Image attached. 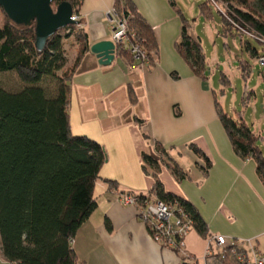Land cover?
<instances>
[{
    "label": "crops",
    "instance_id": "crops-1",
    "mask_svg": "<svg viewBox=\"0 0 264 264\" xmlns=\"http://www.w3.org/2000/svg\"><path fill=\"white\" fill-rule=\"evenodd\" d=\"M133 1L157 37L159 58L152 66L119 51L111 64H101L90 47L112 40L107 14L115 0H83L80 8L90 50L70 81L72 128L76 135L94 138L106 148L108 162L101 176L117 180L120 185L108 188L102 179L97 181L98 206L74 237L77 264H193L194 259L202 262L208 244L197 231L190 232L186 250L179 253L153 240L135 206L118 201L124 192L139 194L150 190L153 183L149 176L145 178L141 156L156 150L159 142L172 155L178 153L181 158L189 156L193 160L196 155L190 144H198L212 160L207 174L193 164L184 166L191 170L189 177L183 181L174 178L171 188L162 180L165 190L189 200L208 222L213 236L255 241L263 252L264 185L257 175V166L252 159L235 153L218 119L213 93L202 89L204 80L195 75L175 45L183 28L180 12L191 19L189 13L194 6L198 5L199 11L205 0H190L195 2L192 7L187 0ZM199 13L192 17L197 18L195 23L203 18ZM195 23L190 32L202 44L201 37L193 31ZM213 26L212 30L219 33V26L214 22ZM207 27L206 24L203 30ZM77 45L73 37L65 45L73 61ZM207 66L211 67L208 60ZM242 246L248 247L247 242ZM0 264L14 263L0 252Z\"/></svg>",
    "mask_w": 264,
    "mask_h": 264
},
{
    "label": "trees",
    "instance_id": "trees-1",
    "mask_svg": "<svg viewBox=\"0 0 264 264\" xmlns=\"http://www.w3.org/2000/svg\"><path fill=\"white\" fill-rule=\"evenodd\" d=\"M65 0H53L57 6ZM73 8H81L83 0H68ZM223 12H216L223 21L226 34L251 37L239 27L264 38V0H220ZM118 12L128 18L131 42L140 41L147 52L148 66L158 62L159 46L152 26L140 14L133 0H115ZM175 5V3H173ZM199 15L206 21L214 18L215 7L211 0L199 5ZM0 22V252L14 264H77L78 255L73 249L74 237L97 208L95 189L102 179L108 188L119 187V181L101 176L108 162L106 148L94 138L76 135L70 117L71 83L76 68L90 50L89 38L82 29L74 26L71 33H56L43 52L36 47V29L18 27L5 15ZM180 12V10H178ZM176 48L192 67L194 73L208 81L207 57L203 44L191 34L197 18H185ZM65 33V34H63ZM76 39L77 57L67 66L66 41ZM247 50L257 59L264 57L247 44ZM131 59L137 60L124 48H117ZM139 61V60H137ZM67 66V67H66ZM249 64L241 63L248 72ZM17 75L22 88L10 90L2 80L5 74ZM222 80L230 83L222 73ZM251 94V93H250ZM218 119L228 133L236 154L252 159L264 185V135L252 131L242 119H233L222 110L216 99ZM156 154L143 152L142 169L155 179L147 192H128L140 201L156 197L157 200L178 204L192 222L191 231L204 239L213 237L201 213L194 205L175 192L165 190L159 174L160 161L169 168L175 179L183 181L189 172L179 165L162 144L156 143ZM196 162L208 173L212 160L198 144H190ZM124 192L122 194H128ZM107 226L110 223L107 221ZM233 245L215 252L218 264H247L241 255L248 252L245 241L231 239ZM229 241V242H230ZM257 242L253 245L257 247ZM236 253L232 254V250ZM264 256V251L261 252ZM240 256V257H239Z\"/></svg>",
    "mask_w": 264,
    "mask_h": 264
},
{
    "label": "rangeland",
    "instance_id": "rangeland-1",
    "mask_svg": "<svg viewBox=\"0 0 264 264\" xmlns=\"http://www.w3.org/2000/svg\"><path fill=\"white\" fill-rule=\"evenodd\" d=\"M187 1L191 4V7L194 6L195 2ZM198 12V5L197 7L194 6L193 12L189 13L192 15L189 17H195ZM2 18L3 13L0 12V22ZM213 22L219 26V33L212 30L214 28ZM206 24L208 27L203 30ZM223 30V21L216 10L214 11L213 21L206 23L201 18L194 26L193 31L201 37L202 44L205 47V55L211 66L207 72L210 89L205 91L213 93L214 99L218 100L222 110L228 112L233 119H244L252 131L264 135V67L258 62L257 57H253L252 53L247 50V44H250L252 48H256L262 55H264V45L246 35L240 36L235 31L232 35L226 34ZM66 56L67 66L74 64V58ZM244 62H247L250 67L248 72L243 73L241 63ZM222 73L229 78L230 83L227 84L222 80ZM2 80L10 90H19L23 86L14 73L3 75ZM255 110L257 111L255 112ZM151 153L156 154L154 149L151 150ZM169 154L177 162L179 161L181 167L193 166V164L200 161L197 157L193 160L189 156L181 158V154L178 153L172 155L169 152ZM160 168H162V171L159 174V179H162L167 187L171 188L175 177L162 160L160 161ZM188 169L190 170V167ZM190 171L188 172L190 173ZM148 178L154 183L155 179L152 176ZM145 180L147 183V179Z\"/></svg>",
    "mask_w": 264,
    "mask_h": 264
},
{
    "label": "built area",
    "instance_id": "built-area-1",
    "mask_svg": "<svg viewBox=\"0 0 264 264\" xmlns=\"http://www.w3.org/2000/svg\"><path fill=\"white\" fill-rule=\"evenodd\" d=\"M215 10L225 13L223 10V4L220 0H211ZM108 16H110L112 26V41L116 48L122 47L129 51L137 60L143 65L148 64L147 52L142 47L140 41L131 42L130 29L128 25V18H125L123 14L118 12V9L114 7L109 10ZM82 16H80V8L76 7L73 10L72 20L74 21V28L82 30ZM66 33H71L72 28L66 27ZM240 30L245 31L253 38H258L264 43V38L253 34L247 28L239 27ZM258 62L264 67V57L258 59ZM118 201L124 205H133L137 208L139 217L148 224L150 228V235L153 240L161 245L175 249L177 252L182 253L186 250V239L191 234L192 222L189 220L188 214L182 211L178 204H170L163 200L159 201L156 197H150L140 201L139 198L131 193L122 194ZM223 236H213L207 240V248L203 259L200 262L198 259H194L193 264H214L215 252L233 245V242ZM243 241V240H241ZM245 241V240H244ZM74 243V240L72 241ZM248 244V252L241 255V259H248L247 264H264V256L253 245L251 240H246ZM236 253V249L232 250V254ZM240 257V256H239Z\"/></svg>",
    "mask_w": 264,
    "mask_h": 264
},
{
    "label": "water",
    "instance_id": "water-1",
    "mask_svg": "<svg viewBox=\"0 0 264 264\" xmlns=\"http://www.w3.org/2000/svg\"><path fill=\"white\" fill-rule=\"evenodd\" d=\"M53 0H0V7L5 15L18 27L36 29V47L44 51L49 39L66 27L74 25L73 6L65 0L53 6ZM101 64L109 65L114 60L117 48L112 40L100 41L90 47ZM202 89L209 90L207 81L202 82Z\"/></svg>",
    "mask_w": 264,
    "mask_h": 264
}]
</instances>
